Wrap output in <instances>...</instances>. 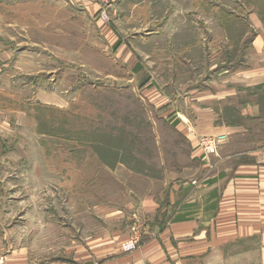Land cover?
Here are the masks:
<instances>
[{"label": "rangeland", "instance_id": "374dc122", "mask_svg": "<svg viewBox=\"0 0 264 264\" xmlns=\"http://www.w3.org/2000/svg\"><path fill=\"white\" fill-rule=\"evenodd\" d=\"M251 5L264 29L250 0H0V264L22 251L73 258L106 226L96 206L136 202L189 164L194 91L230 88L212 104L217 122L250 128L239 112L259 110L264 84L228 77L264 66ZM101 136L116 141L111 156L98 152ZM206 138L217 137L198 139L203 158Z\"/></svg>", "mask_w": 264, "mask_h": 264}, {"label": "crops", "instance_id": "0c3cea01", "mask_svg": "<svg viewBox=\"0 0 264 264\" xmlns=\"http://www.w3.org/2000/svg\"><path fill=\"white\" fill-rule=\"evenodd\" d=\"M251 7L249 20L256 32L250 47L260 55L264 29ZM18 60L13 62L18 64ZM246 67L234 68L233 73L224 67L222 75L231 72L228 79L234 85L264 84V66L250 63ZM227 89L228 93L194 91L198 99H187L183 114L192 122L185 130L189 164L165 171L159 190L141 194L136 202L129 200L121 207L96 206L95 213L106 226L84 239L71 259L38 263L22 251L11 254L8 264H264V140L254 141L248 128L217 122L212 104L235 94ZM239 113L249 119L259 116L254 105ZM202 137L222 141L205 158L196 149ZM134 231L138 246L124 253L121 245Z\"/></svg>", "mask_w": 264, "mask_h": 264}, {"label": "trees", "instance_id": "16d2710c", "mask_svg": "<svg viewBox=\"0 0 264 264\" xmlns=\"http://www.w3.org/2000/svg\"><path fill=\"white\" fill-rule=\"evenodd\" d=\"M263 1V0H262ZM256 5H258V7H260V9H262V7L264 8V2L261 3V1H258L256 2ZM232 57V55H231ZM226 68H231V67H226ZM263 86L260 85L258 86L257 88H262ZM259 103V116L256 117V118H252V119H249V118H245L248 120V124L250 126V128H248V130L250 131V133H252V135H258L257 133H259L260 136H257L259 137L260 139L259 140H264V105H262L264 103V101H261V102H258ZM238 120H242L243 117H241L238 113ZM240 123V122H239ZM226 124L227 125H232V126H235L236 123H231V122H228V120L226 121ZM256 130L257 133H254L253 134V131ZM100 142V145H99V149H98V152H100V155H102L103 157L105 156H109L110 154H112V150L114 148V145H112V142H114L115 140L113 139V141L110 139V137H106V136H101L100 139H98ZM98 142V141H97ZM116 142V141H115ZM121 143H120V147H121ZM109 147V149H108ZM111 151V152H110ZM111 156V155H110Z\"/></svg>", "mask_w": 264, "mask_h": 264}, {"label": "built area", "instance_id": "2783aa9c", "mask_svg": "<svg viewBox=\"0 0 264 264\" xmlns=\"http://www.w3.org/2000/svg\"><path fill=\"white\" fill-rule=\"evenodd\" d=\"M222 144L221 138H206L204 141L200 143V147L203 149V154L205 157L208 155H213L216 150L219 148V146ZM193 184H195L193 182ZM138 246V238L132 237L130 240L124 242L121 245V250L124 253H130L134 250H136Z\"/></svg>", "mask_w": 264, "mask_h": 264}]
</instances>
